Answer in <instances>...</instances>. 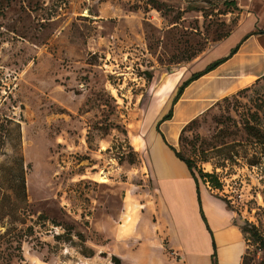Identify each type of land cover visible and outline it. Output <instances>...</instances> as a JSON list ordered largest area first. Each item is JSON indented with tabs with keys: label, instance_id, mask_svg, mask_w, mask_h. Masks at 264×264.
<instances>
[{
	"label": "rangeland",
	"instance_id": "obj_1",
	"mask_svg": "<svg viewBox=\"0 0 264 264\" xmlns=\"http://www.w3.org/2000/svg\"><path fill=\"white\" fill-rule=\"evenodd\" d=\"M262 10L264 0H0V264H112L108 247L91 246L148 198L146 145L162 140L178 86ZM209 99L175 149L216 173L220 190L194 169L242 227L264 234V165L199 156L244 141L249 119L264 128V78ZM178 119L161 126L171 139ZM246 242L249 264H264Z\"/></svg>",
	"mask_w": 264,
	"mask_h": 264
},
{
	"label": "crops",
	"instance_id": "obj_2",
	"mask_svg": "<svg viewBox=\"0 0 264 264\" xmlns=\"http://www.w3.org/2000/svg\"><path fill=\"white\" fill-rule=\"evenodd\" d=\"M236 46L228 59L184 89L173 106L172 118L161 123V132L174 148L181 123L209 107L213 103L209 98L233 93L264 77V10L222 40L194 72L228 56ZM175 116L179 126L176 138L171 139L163 127L170 131L168 123ZM146 146L147 160L154 169V177L151 168L146 175L151 179L148 198L138 203L134 214L122 211L111 231H103L104 243L91 247H108L121 264H212L214 243L219 264H241L247 242L234 212L206 186H200L199 205L196 183L186 164L158 135ZM95 254L96 250L91 257ZM27 262L39 264L35 258Z\"/></svg>",
	"mask_w": 264,
	"mask_h": 264
},
{
	"label": "trees",
	"instance_id": "obj_3",
	"mask_svg": "<svg viewBox=\"0 0 264 264\" xmlns=\"http://www.w3.org/2000/svg\"><path fill=\"white\" fill-rule=\"evenodd\" d=\"M237 48H238V46L233 48L228 56L222 57L220 59H217V60L211 62L203 70L194 72L187 79H185L178 86L177 91L175 93V96L173 97L172 105H171L169 111L161 117V119L159 120V122L156 126V131L161 135L164 143L174 152L175 156L178 159H180L181 161H183L186 164L188 170L190 171V174L192 175V177L196 183L197 200H198L199 205L201 202L200 201V184H199V178L195 174V170H194L195 168H196V171H197L199 177L202 179V181L204 183L209 184L211 189L216 188V189L220 190V189H222L223 184L220 181L219 176L216 173L205 172L201 167H196L194 159H190V158L186 159V158L182 157V155L178 151H176V149L166 141L163 133L160 130V124L162 122L172 118L174 104L178 101V99L180 98L184 89L192 81L198 79L200 76H202L205 73L209 72L210 70L216 68L219 64L224 62L233 53H235ZM262 78H264V77H262ZM262 78H260L259 80H261ZM246 90H248V88H244V89L240 90L238 93H241V92L246 91ZM243 130H244V133L246 136L244 141L233 142L231 144H226L222 147H212L211 151H209L208 148H201L199 151L200 160L202 162H209L212 158H216L217 161H215L214 164L216 167H221V168H225L229 162H237L236 158H242L243 160H245L246 164L251 168L254 166L259 167V166L264 165V128H262L259 123H255L254 121H250V119H249L244 124ZM219 133L223 134L224 129H220ZM250 150L252 151L251 155L248 154V151H250ZM21 190L23 191V194H24L25 193V185H24L23 178H22ZM212 193L214 196L222 199L227 204V206L229 207V204H228L226 199L221 198L217 193H214L213 191H212ZM202 216H203V212H202ZM241 230L244 234L245 239H246V233H248L252 237V239L256 243H258L259 247L262 250H264V234L260 233L258 228L254 224H248V227H242L241 226ZM32 231H33V228L31 226H28L24 230H18V235L19 236L21 234H23L24 236L29 235V234L31 235L33 233ZM54 238L56 240L60 239L61 238L60 234L54 235ZM89 250L90 251L88 254H84V253H82V254L86 257L93 256L94 250L93 249H89ZM247 259H248V256L245 253L243 258H242L241 264H249V261H247ZM110 260H111L112 264H121L120 258L114 254L111 255ZM211 261H212V264H219L218 259H217L216 247H215L214 243H213V252L211 254Z\"/></svg>",
	"mask_w": 264,
	"mask_h": 264
},
{
	"label": "bare ground",
	"instance_id": "obj_4",
	"mask_svg": "<svg viewBox=\"0 0 264 264\" xmlns=\"http://www.w3.org/2000/svg\"><path fill=\"white\" fill-rule=\"evenodd\" d=\"M177 125H178V124H177ZM166 131H167V130H166ZM166 131H165V132H166Z\"/></svg>",
	"mask_w": 264,
	"mask_h": 264
}]
</instances>
